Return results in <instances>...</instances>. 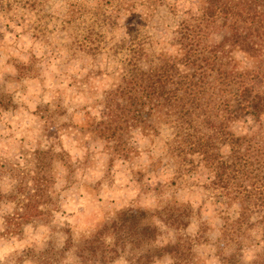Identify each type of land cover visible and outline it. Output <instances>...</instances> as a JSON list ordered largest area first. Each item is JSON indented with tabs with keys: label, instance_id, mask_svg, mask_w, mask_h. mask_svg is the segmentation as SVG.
Segmentation results:
<instances>
[{
	"label": "rangeland",
	"instance_id": "obj_1",
	"mask_svg": "<svg viewBox=\"0 0 264 264\" xmlns=\"http://www.w3.org/2000/svg\"><path fill=\"white\" fill-rule=\"evenodd\" d=\"M175 1L0 0V192L12 190L18 172L32 169L35 149L66 153L65 165L54 164L48 212L9 236L1 216L11 204H1L0 264H136L133 258L150 243L127 246L103 262L80 257V240L119 209L149 213L176 207L173 202L184 208V226L175 229L156 214L146 220L158 228L155 244L180 241L179 262L178 255L164 254L149 264H264L260 181L245 182L251 200L244 207L246 195L235 196V184L222 186L207 170L188 172V159L199 158L178 157L171 120H161L155 133L133 131L125 159L113 157L85 126L101 115L100 91L133 48L146 54L169 48L185 17L182 7L170 10ZM235 57L248 63L239 52ZM257 126L242 117L230 131Z\"/></svg>",
	"mask_w": 264,
	"mask_h": 264
},
{
	"label": "trees",
	"instance_id": "obj_2",
	"mask_svg": "<svg viewBox=\"0 0 264 264\" xmlns=\"http://www.w3.org/2000/svg\"><path fill=\"white\" fill-rule=\"evenodd\" d=\"M170 5L171 11L182 7L185 17L169 48L158 54L133 48L117 68V78L100 91L101 115L85 126L106 142L113 157L125 159L133 149V131L155 133L161 120H171L178 157L199 158L197 163L188 159V172L207 170L222 186L233 183L239 190L246 181H260L264 187V0H180ZM236 52L248 63L239 61ZM242 117L258 126L234 134L230 126ZM65 154L50 147L35 149L32 169L18 172L12 190L0 192V207L11 204L1 216L9 236L48 212L54 164L65 165ZM239 190L235 196L246 195L245 207L250 193ZM259 193L264 203V192ZM173 205L149 213L117 210L109 224L80 240V257L107 262L127 246L135 250L150 243L133 258L136 264H149L164 254L178 255L179 262L180 241L155 244L158 228L146 220L156 214L175 229L184 226V208ZM71 244L68 236L66 246Z\"/></svg>",
	"mask_w": 264,
	"mask_h": 264
}]
</instances>
